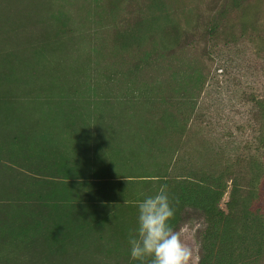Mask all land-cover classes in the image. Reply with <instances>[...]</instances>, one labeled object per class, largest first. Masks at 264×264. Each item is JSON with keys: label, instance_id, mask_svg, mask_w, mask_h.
<instances>
[{"label": "trees", "instance_id": "obj_1", "mask_svg": "<svg viewBox=\"0 0 264 264\" xmlns=\"http://www.w3.org/2000/svg\"><path fill=\"white\" fill-rule=\"evenodd\" d=\"M172 2L0 0V140L9 141H3L4 145L0 142V155L5 152L16 156L17 162V156L22 154L24 158L29 152L28 162H19L20 166L31 164L40 173L57 170L67 178L97 172L105 166L115 171L126 163L132 169L137 160L135 155L126 157L125 163L112 157L122 152L121 142L132 137V129L127 130V126L135 118L115 111L94 114L96 119L92 121L91 99H82L81 94L85 92L86 79L92 80L87 73L90 68H94L95 81L115 78L125 82L130 77V86L137 76L148 75L153 67L151 62L156 61L154 57L143 56L128 69L125 65L131 56L126 55L135 47L141 51L147 36L156 39L152 33L159 34V43L165 48L199 41L226 45L247 34L264 56V0H196L193 8L187 7L186 26L181 19L171 17L166 6ZM125 12L130 15L122 17ZM105 46L108 52L104 56ZM95 81L94 90L99 91L102 88ZM117 98L120 107L128 104L139 108L140 100L136 96ZM147 103L148 100L144 104ZM261 105L264 108V100ZM113 107L114 103L110 102L108 109ZM21 123L46 127L36 126V130L18 127ZM63 126L69 127V135ZM51 131L54 135L64 132L70 136L72 153L81 154L80 157L85 154V157L78 160L75 155H69L66 147L61 151L58 145L65 144L66 139L58 140ZM51 153L53 159L48 158ZM108 154L112 156L107 157ZM34 156L37 162L33 161ZM68 158L70 164L66 161ZM148 161L160 163L158 159ZM213 161L209 184L178 179L171 188L175 192L172 203L181 204V200L188 198L207 215V225L199 232L200 264H264V220L251 210L254 199L263 204L260 200L264 199L263 192L253 184L260 165L253 158L237 168L236 163L220 167L218 159ZM141 163H136L142 166L141 171L132 176H152L149 169L156 166ZM14 167L0 162V192L12 195L0 209V264L62 263L64 256L60 254H65L79 235L88 238L93 234L94 238L101 230L102 226L95 228L88 222L81 212L85 208L77 207L80 205L74 200L73 192L77 186L83 188L80 183L77 185V180L60 182L65 193H69L62 197L65 199L62 205L61 196L55 191L58 186L54 188L52 195L56 198L47 211L25 198L29 194L28 185L18 186V179L12 176ZM252 171L254 177H248ZM229 178H232L229 203L232 210L225 214L219 202L229 187ZM134 182L137 183L128 182L131 188ZM141 182L145 183L144 187L149 185L147 180ZM113 184L120 185L118 181ZM140 187L133 188L140 190ZM174 206L175 218L180 209ZM96 215L93 214L94 219L99 218ZM103 224L101 221L100 225ZM128 261V264H138L130 258Z\"/></svg>", "mask_w": 264, "mask_h": 264}, {"label": "rangeland", "instance_id": "obj_2", "mask_svg": "<svg viewBox=\"0 0 264 264\" xmlns=\"http://www.w3.org/2000/svg\"><path fill=\"white\" fill-rule=\"evenodd\" d=\"M195 2L196 0H173L172 3H167L166 7L174 20L181 19L182 25L186 26L187 7L193 8ZM129 15L125 12L122 17ZM156 34L152 33L155 40L147 36L141 51L135 47L126 55H131L128 56L125 65L127 69L143 56L154 57L156 61L151 62L153 67H150L148 75L137 76L130 86V77L125 82L115 78L95 81L92 76L95 74L94 68H90L87 73L92 80L86 79L88 83L83 86L85 92L81 94L82 99H91L92 121L96 119L94 114L115 111H119L123 116L135 118L133 124L127 126V130L132 129L130 141L121 142L119 148L122 152L114 154L112 158L125 163L126 157L135 155L133 156L137 158L135 164L143 161L148 166L153 164H149L148 160L158 159L160 163L153 164L156 167L149 169L152 176L144 174L141 177H134L132 175L139 173L142 166L134 164L130 169L126 163L118 165L115 171L110 170V166H105L103 170L97 172L69 175L67 178L68 176L58 173L57 170H51L54 171L52 173H40L32 168L31 164L20 166L19 162L21 164L28 162L27 151L24 158L22 154L17 156V162L16 156L5 152L0 155L1 164L15 166L12 176L18 179L19 187L28 185L29 189H26L29 194L26 193L25 198L27 197L29 202H33L39 209L49 211V205H52L56 198L52 195L56 186H58L56 194L61 196L59 202L61 205L65 203L62 197L68 196L69 193H65V188L60 182L77 180V185L80 183L83 186L79 188L76 185L73 192L74 200L80 205L77 207L85 208L81 212L89 219L88 222L93 223L95 228L102 226L101 230L94 234L96 239L93 238V234L88 238H81L79 235L66 253L60 254V257L64 256L63 262L54 261L53 264L117 262L128 264L130 258L128 234L137 227V202L154 195L162 184L167 185L172 200L175 192L171 188L177 184L178 179L209 184L212 177L209 172L212 168L210 165L214 163V159H218L220 167L236 163L237 168L243 167L246 161L253 158L260 165L253 184L261 193L263 192L264 197V108L261 105V101L264 100L263 54L258 51L256 44L247 34L237 42L226 45H212L199 41L187 46L176 45L170 48L162 46L159 43V34ZM107 52L105 46L104 56ZM102 57L93 61L92 65ZM94 81L99 82L102 89L94 90ZM128 94L140 100L139 108L130 107L128 104L118 106L117 97L122 98ZM146 100L148 103L145 105ZM110 102L114 103L115 107L109 110ZM22 126L33 127L36 130L37 125L21 123L18 127ZM43 126L46 127V125L37 127ZM68 128L63 126L69 135ZM55 134L52 132L58 140L66 139V143H62L64 146L58 145L61 151L66 147L69 155L73 154V157L75 155L78 160L85 157V154L80 157L81 154L72 153L74 148L68 143L70 136L64 132ZM154 138L158 140L153 142ZM1 140L2 145L5 144L3 141L9 142ZM110 156L112 154H108L107 157ZM36 157L33 159L35 162ZM48 158L53 159V153L49 154ZM66 161L71 163L69 158ZM181 168L187 170L183 172ZM252 176L254 177L253 171L248 173V177ZM145 180L149 181V185L144 187L145 183L141 181ZM115 181L120 185L136 181L133 187L136 185L142 187L136 190L131 188L130 183L121 187L114 185ZM228 184L229 187L219 202V208L225 214L231 213L232 210L229 205L232 178H229ZM3 193L4 191L0 192V209L7 205L8 199L12 196H5ZM260 200L263 204L259 203V199H254L251 210L264 220V199ZM192 202L188 198L181 200V204L178 201L173 202V206L175 204L180 212L172 219L171 224L191 248V264H200L199 232L207 225V215ZM65 208L66 206L62 211H65ZM92 213H97L96 216L99 214V218L94 219ZM81 219L85 220L83 217ZM101 221L103 225H100Z\"/></svg>", "mask_w": 264, "mask_h": 264}, {"label": "clouds", "instance_id": "obj_3", "mask_svg": "<svg viewBox=\"0 0 264 264\" xmlns=\"http://www.w3.org/2000/svg\"><path fill=\"white\" fill-rule=\"evenodd\" d=\"M137 227L128 234L130 259L138 264H191L192 250L172 226L175 207L167 185L137 202Z\"/></svg>", "mask_w": 264, "mask_h": 264}]
</instances>
